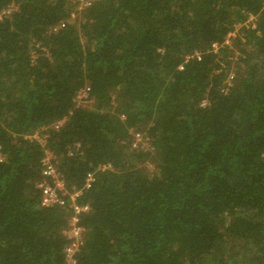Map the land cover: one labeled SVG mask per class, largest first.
Instances as JSON below:
<instances>
[{
    "label": "trees",
    "instance_id": "16d2710c",
    "mask_svg": "<svg viewBox=\"0 0 264 264\" xmlns=\"http://www.w3.org/2000/svg\"><path fill=\"white\" fill-rule=\"evenodd\" d=\"M2 10L0 264H264V0Z\"/></svg>",
    "mask_w": 264,
    "mask_h": 264
},
{
    "label": "built area",
    "instance_id": "2783aa9c",
    "mask_svg": "<svg viewBox=\"0 0 264 264\" xmlns=\"http://www.w3.org/2000/svg\"><path fill=\"white\" fill-rule=\"evenodd\" d=\"M5 12H7V11L2 10L0 12V16ZM251 19H252V17H250L248 19V21ZM80 94H85V92L81 91ZM42 164H43V169H42L43 175L53 179L54 185L51 186L46 181H43L38 185L41 188V203L42 204L58 203V202H60L58 190L62 189V183H61V180L59 178V172L56 171L53 164L50 162L49 156H46L43 158ZM91 181H92V175L90 173H87V176L85 179V184H84L85 187H89ZM62 193H64V192H62ZM74 208L77 212L80 210V208L76 205L74 206ZM83 208H86V207H83ZM70 224H71L70 230H71L72 236L74 237L75 240L72 241L68 245V247L66 248V257H67V261L69 263H71V261H72L71 260V254L73 253V251L75 250V248L77 246L76 240L78 238H80V231H81V228L76 225V217L75 216L70 220Z\"/></svg>",
    "mask_w": 264,
    "mask_h": 264
},
{
    "label": "rangeland",
    "instance_id": "374dc122",
    "mask_svg": "<svg viewBox=\"0 0 264 264\" xmlns=\"http://www.w3.org/2000/svg\"><path fill=\"white\" fill-rule=\"evenodd\" d=\"M80 1V5H83V3H85L86 0H79ZM83 94L78 95V98L80 99L82 97Z\"/></svg>",
    "mask_w": 264,
    "mask_h": 264
}]
</instances>
